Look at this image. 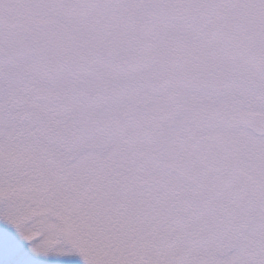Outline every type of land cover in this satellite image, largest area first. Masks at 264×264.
<instances>
[{
	"label": "snow or ice",
	"instance_id": "6c2138e0",
	"mask_svg": "<svg viewBox=\"0 0 264 264\" xmlns=\"http://www.w3.org/2000/svg\"><path fill=\"white\" fill-rule=\"evenodd\" d=\"M264 264V0H0V264Z\"/></svg>",
	"mask_w": 264,
	"mask_h": 264
},
{
	"label": "rangeland",
	"instance_id": "374dc122",
	"mask_svg": "<svg viewBox=\"0 0 264 264\" xmlns=\"http://www.w3.org/2000/svg\"><path fill=\"white\" fill-rule=\"evenodd\" d=\"M39 256V254H35L29 257V259H33L35 257ZM47 256H44V260L42 262V264H52L51 261L49 260V258H46ZM31 261V260H30Z\"/></svg>",
	"mask_w": 264,
	"mask_h": 264
}]
</instances>
